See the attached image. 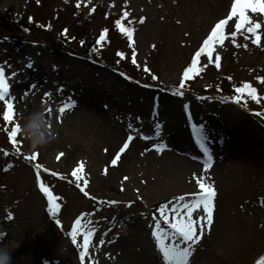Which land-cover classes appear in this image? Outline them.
Masks as SVG:
<instances>
[{
	"label": "rangeland",
	"instance_id": "obj_1",
	"mask_svg": "<svg viewBox=\"0 0 264 264\" xmlns=\"http://www.w3.org/2000/svg\"><path fill=\"white\" fill-rule=\"evenodd\" d=\"M33 1L0 0V16L8 10L24 13L25 16L28 11L34 12L39 2L43 3V7H38L39 10L34 13L39 23L50 29H34L29 35L18 32L12 34L0 19V66L4 67L5 75L9 77L10 94L16 97L14 120L11 123H0V144L6 145L3 141L9 138L5 127L10 131L16 123L21 126L17 133L21 155H17L18 151L12 154L6 149V155L0 153V240L10 237L11 243H19L24 247L12 248L11 264H81L79 252L82 249L77 245H82L83 234L77 235L75 243L70 236L71 227L81 213L85 214L84 221H91L96 229L90 241V259L86 257L85 264H122L110 257L105 239L110 235L117 238L119 222H135L136 219L138 227L144 230V236L150 240L149 249L157 264H162L161 254L151 234L153 216L160 218L157 209L161 204L181 203L176 199L180 196L186 197L185 203L189 202L188 193L182 191L195 189V186L154 192L156 188L150 172L162 151L153 147L159 142L155 139L153 125L149 121L145 123L146 114L152 117L151 107H154V103L151 105V97L152 100L157 99L154 95L162 93L178 100V114L182 124L173 115H163L167 123H175L178 128H181V124L185 129L188 122L197 118L208 120L213 114L230 116L236 113L245 115L251 121V127L254 124L264 131V117L255 115L264 112V83L257 79L264 77V13H251L250 10L248 13L254 22L261 24L258 29L260 45L253 44L254 36L248 33L237 34L236 43L240 47L232 43L230 33L235 31L234 17L225 26L227 38L224 43L215 46L213 63H208L202 54L198 65L199 74L186 81L185 94L180 97L174 95L173 90L179 84L183 70L190 64L191 58L215 23L226 18L232 0H38L36 7L31 4ZM124 12L128 13L127 17H124ZM117 20L133 30L132 41L117 27ZM76 25L81 26V36L77 38L71 35V29ZM64 29H67L66 34ZM104 29L108 30L106 39L99 46L102 45L105 50L101 57L89 56L86 47L92 43L97 48L95 43ZM245 35L249 37L247 40ZM72 46L76 48L75 52H71ZM133 49L136 53L135 65L132 63ZM118 52H123L124 57L118 56ZM217 53L221 57L219 69L214 62ZM145 67L150 71H145ZM100 71L106 72L105 76L100 77ZM12 73L16 75L13 77ZM153 75H157L156 80H153ZM89 76L97 81L99 92L110 90L114 84L119 83L148 93L145 112L124 104L122 107L111 108L115 114L114 121L122 127L114 148L103 141L92 143L93 138L82 137L76 122L72 121V107L63 114L58 111L67 98L52 95L51 90L59 88L73 93V85L77 82L82 84ZM245 82L257 89L259 103L247 95L248 106L240 107L207 92L209 86L213 87L210 92H215L216 84L237 88ZM46 92L50 93L49 97L44 96ZM138 93L141 97V92ZM185 105L189 107L185 108ZM48 106L52 109L50 114L45 111ZM4 108L3 102H0L2 113ZM253 108L260 110L253 111ZM33 112H40L46 118L49 129L47 141L37 149L31 148L22 132V124ZM129 124L133 125L132 129L128 128ZM130 132L134 139L116 165L124 162L129 168L110 180L107 172L116 167L111 164V160ZM237 132H228L235 136V141L240 133ZM141 136L150 139H142ZM33 153L38 154L35 159L25 158ZM81 162L84 169L80 173V187H77L72 172ZM34 163L42 166L39 169L40 182L60 198L57 202L61 208L55 217L48 211L47 197L38 186ZM84 180L88 181L86 186ZM254 180L256 187L264 189V178ZM261 193V197L249 200L235 195H228L230 200H223L220 199L221 195L219 198L216 195L214 204L222 203L223 208H214L213 224L204 232L198 246H194L192 255L195 257L200 254L195 249L202 250L204 245L218 241L221 232H229L231 223L237 224L240 221L241 226L261 223L258 232L262 233L257 247L248 252L250 258H232L221 263L230 264L231 260H235L234 264H257L264 256V194ZM108 201L117 203L110 205ZM226 201H230V205L226 206ZM162 226L166 227L163 223ZM234 231L231 229V232ZM6 240L0 246H5ZM133 252L141 254L138 246L134 247ZM189 264H194V259L189 260Z\"/></svg>",
	"mask_w": 264,
	"mask_h": 264
},
{
	"label": "bare ground",
	"instance_id": "obj_2",
	"mask_svg": "<svg viewBox=\"0 0 264 264\" xmlns=\"http://www.w3.org/2000/svg\"><path fill=\"white\" fill-rule=\"evenodd\" d=\"M105 74L106 72L100 71V77L105 76ZM96 87L97 81L93 76H89L88 80L82 84L77 82L73 85V93L63 89L62 91L53 89L51 92L56 97L72 98L73 96L76 103L72 107L73 116L71 118L73 122H76L82 137L93 138L92 143L103 141L110 148H114L117 138L122 133V127L114 121L115 114L111 108L122 107L124 104L127 107L131 106L132 109L136 107L145 112L144 106L148 103V93L119 83L114 84L110 90L103 92H99ZM137 91L141 92V97ZM154 96L157 97L156 101L152 100L151 97L150 102L151 105L154 103V107H151L152 117L150 118L149 114H146L147 121L145 123L147 124L149 121L153 125L152 128H154L155 122L162 125L159 140L157 137L155 139L162 145L166 144V147H163L162 152L158 155L159 158H156V164L150 172L155 183L154 192L167 189L183 190L189 186H195V189L192 187V190L182 191L190 195L197 192L199 188L195 182L196 177L205 176L207 182L214 184L217 198L221 195L220 199L223 200H226L228 195L249 200L254 197H261V191L264 194V189L256 187L254 180L257 178L260 181L259 179L263 180L264 178V131L260 127H256L254 124L251 127V121L245 115L234 113L230 116H224L219 113L218 115H211V119L208 120L197 119L196 123L188 122L185 125L187 128L184 129L178 114V100L171 99L162 93ZM103 101H106L107 104ZM165 113L173 115L177 122H181V128H178L175 123H167L163 119ZM193 124L204 125L207 132V143L212 154V161L207 172L204 171L202 163L203 154L195 137L190 136L188 131V128L192 127ZM148 126L150 127V125ZM230 130L240 132L237 141L234 140V135L228 133ZM194 157L200 159H194ZM128 168L129 166L121 162L120 165L110 169L108 174L106 173L107 178L112 180ZM228 200L230 199L228 198ZM226 204V206L230 205V201H226ZM215 205V208H221L223 204ZM136 221L119 222L120 226L116 232L117 238L110 235L105 239L108 253L110 257L122 264L124 262L126 264L130 262L131 264H157L152 251L149 249L150 240L144 236V230L138 227V220L136 219ZM231 227L232 230H235L234 232H231V229L229 232L223 231L221 238L214 244L204 245L202 250L195 249V252L200 254L195 255V257L192 255L194 264H221L232 258L243 260L249 257L250 253L248 252H251V249L253 250V247L256 248L258 245L257 242L262 233V231L258 232L261 229V223L241 226L239 221L237 224L231 223ZM2 240L0 243L3 244L6 239L2 238ZM4 244L10 249L13 247L14 249L24 248L19 243H11L10 237H7ZM136 246L140 248L141 254L133 252ZM137 255L141 256L137 257ZM234 262L236 261L231 260L230 264H234Z\"/></svg>",
	"mask_w": 264,
	"mask_h": 264
},
{
	"label": "snow or ice",
	"instance_id": "obj_3",
	"mask_svg": "<svg viewBox=\"0 0 264 264\" xmlns=\"http://www.w3.org/2000/svg\"><path fill=\"white\" fill-rule=\"evenodd\" d=\"M79 3L77 7H79ZM95 9H93L94 11ZM249 10L251 13H264V0H232L230 11L227 14L226 18L220 19L215 25L211 28L210 33L203 40L202 44L199 46L198 50L195 52L193 57L191 58L190 64L183 70L182 77L180 79L179 84L174 88L173 94L183 97L184 89L186 87V81L193 78L195 75H198L200 72V68L198 65L200 64L202 54L207 59L208 63H213V53L216 52V45L223 44L226 37L225 34V26L229 24V21H232L235 17V31L230 33L232 37V43L236 45V47H240L239 44L236 43L237 34L248 33L254 36L252 39V43L255 45H260L261 43V35L258 32V29L261 28V24L258 22H254L249 16ZM124 17L128 16L127 12H124ZM123 19V18H122ZM141 22H143V18H141ZM117 27L121 32L125 33L129 39L132 41L133 30L130 27H126L121 20L116 21ZM107 29L103 30V33L99 36V39L96 41V44L99 45L101 41L106 39ZM65 34L67 33V29L64 30ZM245 40L249 37L248 35L244 36ZM81 44H84V41H81ZM247 47V44L244 45ZM118 56L124 57L123 52H118ZM220 60L221 57L217 53L215 55V66L217 69L220 68ZM132 63L135 65L136 61V53L133 49L132 53ZM31 67V64L28 65ZM206 66V65H205ZM145 71H150L147 67H145ZM13 77L16 73L11 74ZM153 80H156L157 77L153 75ZM9 77L5 75V69L3 66H0V102H3L5 105L4 111L2 113V118L6 123H11L15 118V108L14 101L16 97L10 94V85L8 83ZM231 79V78H229ZM262 83H264V77H258ZM31 87H35L32 85ZM145 87H150V85H145ZM57 91H62V88L57 89ZM235 92L239 95H236L231 98H224L225 101L231 100L234 103L240 104L241 100L244 99V94L251 96L252 99L256 100L259 103V97L257 95V89L252 86L251 83L245 82L241 87L235 88ZM27 95V92H25ZM45 97H49L50 93H45ZM198 99H207L206 97H198ZM76 101L71 97H68L67 100L63 102V104L59 107L58 111L63 114L64 111L68 108H71L75 105ZM185 108H188L189 105H185ZM45 111L49 114L52 109L51 106L45 108ZM257 116L264 117V112L255 113ZM129 129L133 128L132 124L128 125ZM162 125L159 123L154 126V135L158 138L160 137V130ZM21 130V126L19 123H16L11 131H8L7 127H5V131L8 132V137L10 142L15 146L17 144V133ZM192 133L196 139V143L198 144L199 149L203 154L202 163L204 165V171L207 172L211 161L212 154L208 141V136L204 125L193 124L192 125ZM142 139H150L148 136H141ZM134 136L131 132L128 134L127 139L123 142L122 147H120L119 151L115 154V158L111 160V164L113 166L117 165L118 160L121 157V154L125 152L126 149L129 148L130 143L133 141ZM158 151H162L163 147H166V144L162 145L161 142H158L153 145ZM7 154V153H5ZM38 154L33 153L31 156H26V159H35ZM63 155V154H61ZM59 159V157H57ZM194 159H200L199 157H194ZM42 166L36 165L37 168V181L40 190L45 194L48 200V211L55 217L56 214L60 211V204L57 202L60 198L53 194V191L45 186L44 183L40 182V174L39 169ZM84 164L81 162L78 167L72 172V176L75 177L77 181V187H80L79 181L82 179L80 173L83 172ZM45 171H48L45 169ZM195 176V173L193 174ZM196 184L199 186V191L190 194L189 202H184L186 197L180 196L176 198L181 203L177 204L174 202H168L165 204H161L157 209L159 213V219L153 216L154 226L151 228V234L156 242V248L162 257V264H189V257L192 255L194 251V246L198 244V242L202 239V236L206 230L210 228L213 224V214L215 208V198H216V189L213 183L207 182V178L205 176L196 177ZM88 181L84 180L85 186ZM83 192V188H81ZM87 195V192H84ZM264 202V201H262ZM110 205L116 204V201H108ZM130 206V205H129ZM203 214H200V213ZM84 213H81L78 216L74 224L71 227L70 236L72 237L73 243L76 242V237L78 234H83V243L82 245H77L78 248L82 250L79 252V259L81 264H85L86 257L90 259L89 256V246L93 233L96 231L95 227L92 226L91 221H84ZM11 218V215H9ZM60 224V221H56ZM166 225V227L162 226ZM2 235V234H0ZM101 244L104 243L103 240L100 241ZM257 264H264V256H262Z\"/></svg>",
	"mask_w": 264,
	"mask_h": 264
},
{
	"label": "clouds",
	"instance_id": "obj_4",
	"mask_svg": "<svg viewBox=\"0 0 264 264\" xmlns=\"http://www.w3.org/2000/svg\"><path fill=\"white\" fill-rule=\"evenodd\" d=\"M22 132L32 149H37L48 139V121L40 112L30 114L22 124ZM11 250L0 246V264H11Z\"/></svg>",
	"mask_w": 264,
	"mask_h": 264
},
{
	"label": "trees",
	"instance_id": "obj_5",
	"mask_svg": "<svg viewBox=\"0 0 264 264\" xmlns=\"http://www.w3.org/2000/svg\"><path fill=\"white\" fill-rule=\"evenodd\" d=\"M38 0H34L31 4L33 5V7H36V3ZM30 4V5H31ZM38 7H43V3L41 4V2H39V6ZM38 7H36V10H39ZM35 10V11H36ZM34 11V12H35ZM28 11V14L22 13V15H20L19 18H16V13L13 12L12 10H8L5 11L4 15L0 16V19L4 22V27H7L9 30L14 31L16 29V31H24L26 32L27 30H43V29H39L37 26L36 22H39V18L37 16L36 13ZM36 27V28H35ZM80 25H76L73 29H71L72 34L75 38L81 36L80 34Z\"/></svg>",
	"mask_w": 264,
	"mask_h": 264
}]
</instances>
